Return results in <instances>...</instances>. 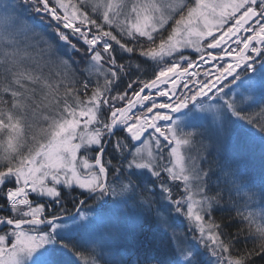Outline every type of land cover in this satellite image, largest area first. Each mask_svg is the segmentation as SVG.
I'll list each match as a JSON object with an SVG mask.
<instances>
[{
	"label": "snow or ice",
	"instance_id": "snow-or-ice-1",
	"mask_svg": "<svg viewBox=\"0 0 264 264\" xmlns=\"http://www.w3.org/2000/svg\"><path fill=\"white\" fill-rule=\"evenodd\" d=\"M257 196L264 0H0V264H264Z\"/></svg>",
	"mask_w": 264,
	"mask_h": 264
},
{
	"label": "rangeland",
	"instance_id": "rangeland-1",
	"mask_svg": "<svg viewBox=\"0 0 264 264\" xmlns=\"http://www.w3.org/2000/svg\"><path fill=\"white\" fill-rule=\"evenodd\" d=\"M45 21H48V20H45ZM54 22V21H53ZM55 23V22H54ZM43 24L45 25V27H47V24L46 22H43ZM37 25L40 27L39 23H37ZM227 27V26H226ZM49 29V28H48ZM46 30V29H45ZM64 31L66 32H69L70 33V30H67L65 29ZM52 33V32H51ZM53 35V33H52ZM241 37H243V35H241V33L239 34ZM247 35V34H246ZM245 36V35H244ZM53 37V36H52ZM54 38V37H53ZM75 38V37H74ZM76 39V38H75ZM235 40V37L232 39V40H229L228 44L227 45H223L222 48L223 49H228V48H237V45L233 42ZM207 51H211L209 49H206L205 50V53H207ZM213 53V55H216V56H221L223 55L222 53V50L221 49H216V50H213L211 51ZM185 55H188L190 56L192 59L196 60L197 61V66L190 69L189 71L190 72H197L199 73L198 76L196 77H186L185 79H199V80H205V79H210V78H214V77H206L204 75L205 72H209V73H215L216 72V68L219 67V66H222L224 65L225 63H231L232 62V59L230 57H228L227 55H223V59H217V60H210L207 55H205V60H207L208 62L205 63V62H201L199 61L198 57H199V54L196 53L193 49H187L185 50ZM238 71H242L240 69H238ZM249 75H251V73H249ZM242 78H243V73H242ZM229 80H231V77L228 78ZM239 83V82H237ZM178 86H177V91H176V95H181L183 93H186L187 92V89L183 88L181 82H177ZM161 90H169L171 89V84H168V85H160L159 86ZM189 87H192V85L190 84ZM147 92V90H146ZM155 92L156 90L153 89L152 90V95L154 96L155 100L157 103H162V102H170L169 98L168 97H159V96H156L155 95ZM211 95V93H210ZM175 99V96H172L171 97V100H174ZM148 104H150V102H146ZM145 109L144 108H141L140 106L137 107V109H134V111H144ZM151 115V114H150ZM161 127H163L165 125V122L163 121H160L158 122ZM152 130H150L149 132H151ZM147 133L145 134V138H147ZM251 163L254 165L255 168L259 167V150L257 149L256 151V154H255V157L254 159L251 161ZM78 193H81L82 190L80 189H75ZM68 190H65V192H67ZM67 199V198H66ZM254 199L257 200V202H253V206H254V212L257 213V215H259L262 211H264V205H262L260 203V198L259 196L255 197ZM64 201V199H63ZM91 203H86L85 206L82 207V210L83 211H88L89 209V206L91 207H95V203L93 200L90 201ZM57 210H59L57 208ZM76 209H74L73 212L71 213H75ZM115 212V216L113 217L114 219H117L119 217V210H114ZM109 215H112V213H109ZM69 223L71 222L70 220L68 221Z\"/></svg>",
	"mask_w": 264,
	"mask_h": 264
},
{
	"label": "trees",
	"instance_id": "trees-1",
	"mask_svg": "<svg viewBox=\"0 0 264 264\" xmlns=\"http://www.w3.org/2000/svg\"><path fill=\"white\" fill-rule=\"evenodd\" d=\"M33 22L39 23L40 27L38 26V29L40 31L46 33L48 37H52L53 36L52 33H51L52 32L51 31V27H49L48 21H44V22H46L47 27H45V25L43 23H40L38 20L33 21ZM52 25L55 26V23L52 22ZM72 39H73L74 42H76V39L74 37H72ZM150 78H152V68L149 67V66H145L144 71L141 73V79L147 80V79H150ZM255 169L258 171L259 170V167L255 168ZM84 198L85 197L84 196H81L80 193H78L76 190L71 191V192L67 191V192H65V196L63 198L64 201H62V202H63L64 207L68 210V212L71 213V212L74 211V209L77 208L78 201L80 199H84ZM91 200L92 199H87L86 203H88V204L91 203L90 202ZM253 202H257V200L256 199H253V200L248 201V204H249L248 210L254 212Z\"/></svg>",
	"mask_w": 264,
	"mask_h": 264
},
{
	"label": "water",
	"instance_id": "water-1",
	"mask_svg": "<svg viewBox=\"0 0 264 264\" xmlns=\"http://www.w3.org/2000/svg\"><path fill=\"white\" fill-rule=\"evenodd\" d=\"M247 33H244V32H242V35L244 36V35H246ZM213 50H216V49H211V51H213Z\"/></svg>",
	"mask_w": 264,
	"mask_h": 264
}]
</instances>
